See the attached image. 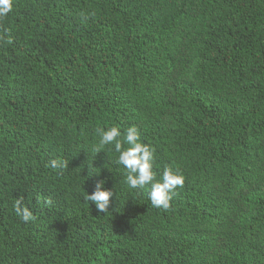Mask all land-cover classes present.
<instances>
[{"label":"trees","instance_id":"obj_1","mask_svg":"<svg viewBox=\"0 0 264 264\" xmlns=\"http://www.w3.org/2000/svg\"><path fill=\"white\" fill-rule=\"evenodd\" d=\"M132 126L157 180L185 178L168 210L127 184L114 144L95 152L98 129ZM0 264H264V0H13Z\"/></svg>","mask_w":264,"mask_h":264},{"label":"clouds","instance_id":"obj_2","mask_svg":"<svg viewBox=\"0 0 264 264\" xmlns=\"http://www.w3.org/2000/svg\"><path fill=\"white\" fill-rule=\"evenodd\" d=\"M13 0H0V19L5 18L12 11ZM7 43H11L8 39ZM100 142L95 152L98 153L106 145L114 144L115 151L119 153L118 163L123 165L126 172V182L132 188L151 185L149 198L153 207L170 209L171 201L177 194L176 189L184 186L185 178L182 174L174 171L171 167L166 168L162 174V180H157L153 164L155 160V149L150 145L140 142L139 131L136 126L126 130L123 139L118 127H111L108 130L98 129ZM128 147L124 148V144ZM52 168L67 169L68 161L52 160ZM104 181H98L95 190L86 196L88 201L94 202L98 212H107L108 206L113 195L111 190L103 187ZM51 202L50 200L48 201ZM23 205V198L15 201V212L24 222L34 221L36 217L27 206Z\"/></svg>","mask_w":264,"mask_h":264}]
</instances>
